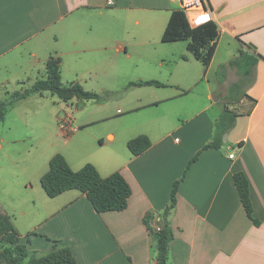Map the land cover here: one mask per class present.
Wrapping results in <instances>:
<instances>
[{
    "label": "crops",
    "instance_id": "1",
    "mask_svg": "<svg viewBox=\"0 0 264 264\" xmlns=\"http://www.w3.org/2000/svg\"><path fill=\"white\" fill-rule=\"evenodd\" d=\"M209 1L219 28L212 63L224 40L259 60L246 89L229 100L227 108L237 117L226 139L201 151L214 138L220 119L219 113L210 114L214 103L209 80L208 102L189 101L202 73L185 63L197 58L187 41L157 39L172 10L181 8L179 0H116L112 5L108 0H0V66L15 70L0 78L1 87L15 81L22 89L30 87L55 56L62 59V79L68 75L82 85L97 79L111 91L108 98L123 97L118 100L122 108L113 113L103 108L87 121L103 125L90 134L98 140L86 147L90 153L64 156L74 170L92 163L103 177L120 171L132 187L128 207L98 212L77 189L43 198L36 225L21 231L13 221L21 237L31 234V251L44 255L55 245L69 246L79 264H155L157 228L162 227L174 184L200 153L180 181L176 205L167 217L174 231L169 264H264V0ZM187 16L194 27L202 22L199 12ZM228 56L222 64L235 73L234 85L242 75L231 68ZM122 80L127 85L158 80L172 90L130 100L124 98L127 92L122 95L109 85ZM141 134L152 145L135 155L128 141ZM77 137V146L87 145L82 135ZM237 172L249 179L259 225L242 203Z\"/></svg>",
    "mask_w": 264,
    "mask_h": 264
},
{
    "label": "rangeland",
    "instance_id": "2",
    "mask_svg": "<svg viewBox=\"0 0 264 264\" xmlns=\"http://www.w3.org/2000/svg\"><path fill=\"white\" fill-rule=\"evenodd\" d=\"M160 35L158 40L162 39ZM228 53L232 55L229 62L231 68H236L240 76L242 75L238 78L240 87H237L236 90H232L235 73L229 72L228 68L224 67L226 64H222L224 59H228ZM241 54L236 44L229 46V43L224 40L209 70L198 59H192L193 61L190 63H185L189 64L192 70L197 68L199 75L202 73V81L195 86V92L187 97L191 98L189 101L196 99L203 101V103L208 102L205 94L208 91L207 81L209 80L214 103L210 114H220L221 117L226 108L229 107V100H233L242 94L247 86L249 78L247 76L243 78L246 67L242 68L240 63L236 62L241 60V63L244 64ZM206 70L208 73L205 76ZM13 72L15 70L3 71L0 66V78H6ZM166 78L163 76L162 79ZM62 80L65 85L73 81L68 75H64ZM83 85L87 90L95 91L101 95L111 92L109 89H105V84L97 79H90ZM109 85L116 89L115 92H120L122 95L127 92L124 98H130V100L136 99L139 95L152 97L154 94H162L172 90V87L156 85L127 88L126 80L117 84L109 81ZM22 87L23 85L17 81L6 83L4 87L0 86V102L5 101L13 92L26 89H22ZM120 98L123 97H110L106 100L105 105H103L105 101H79L77 98L73 102L66 103L58 96L46 91L43 94L37 93L32 97L18 101L8 111L5 120L0 122V145L3 144V147L0 146V211L5 208L21 231L30 227L31 224L36 225L38 223L40 215L37 216V214H39L40 206L44 203L43 198H51L41 183V173L49 169L50 159L57 153L69 155V153L81 152L85 154L87 152L86 154H89L90 152L86 150V147L88 149L90 143H98V140L92 138L90 134L96 132L103 125L97 123L90 126L87 125V121L92 117H98L97 115L103 108L108 109L109 113L115 112L114 109L122 108L118 103ZM66 104L72 108L71 111L64 110L67 108ZM66 112L72 116L74 127H78V131L70 136L63 134L60 124V118ZM170 125L172 126V123ZM78 135L84 137L87 145H76L75 139L78 140ZM225 139L226 134L223 135L222 141Z\"/></svg>",
    "mask_w": 264,
    "mask_h": 264
},
{
    "label": "trees",
    "instance_id": "3",
    "mask_svg": "<svg viewBox=\"0 0 264 264\" xmlns=\"http://www.w3.org/2000/svg\"><path fill=\"white\" fill-rule=\"evenodd\" d=\"M181 40L187 41L188 50L206 67H209L218 45V24L214 20H209L194 27L190 24L183 9H174L162 35V41ZM241 57L244 64L241 63V60L236 62L240 63L242 68L246 67L244 75L249 77L259 58L243 52ZM143 85L164 86L158 80H139L128 83L127 88ZM237 87H240L238 82L232 85V90H236ZM46 91L65 102L74 98L103 102L111 95L110 92L101 95L95 91L87 90L77 81L65 85L62 81V59L51 56L46 62L44 76L37 78L32 86L15 91L5 101L0 102V122L5 120L6 114L15 103L36 93L43 94ZM236 117L237 115L233 111L226 108L216 123L214 138L201 151L219 147L223 135L234 126ZM151 145L152 141L146 134L138 135L128 141V147L135 155L143 153ZM199 154L190 161L185 175ZM182 179L175 182L170 205L162 214L163 224L157 232L155 264H169L170 262V245L174 238V231L167 217L170 210L176 205L178 187ZM234 179L248 216L259 225L260 221L253 215L250 182L247 175L244 172H237ZM41 183L49 197H56L72 189L84 192L98 212L125 210L132 195L131 185L120 171L103 177L92 163H86L79 170H74L62 153H57L50 159L49 169L42 175ZM30 235L28 234L25 238L21 237L13 223L12 216L5 211L0 212V264H79L69 246L55 245L50 252L44 255L31 251L27 244L30 241Z\"/></svg>",
    "mask_w": 264,
    "mask_h": 264
},
{
    "label": "built area",
    "instance_id": "4",
    "mask_svg": "<svg viewBox=\"0 0 264 264\" xmlns=\"http://www.w3.org/2000/svg\"><path fill=\"white\" fill-rule=\"evenodd\" d=\"M116 0H108V3L110 5L114 4ZM181 3V9H183L186 12V15L189 12L196 11L199 12L201 17H207V19H201V24L212 20L213 16V9L211 6V3L209 0H179ZM188 18V16H187ZM189 20V19H188ZM194 20V19H193ZM190 22V20H189ZM191 24V22H190ZM197 25V26H199ZM60 124H61V129L64 135L70 136L72 133L76 132L78 130V127H74V121L71 115L69 113L64 114L63 117L60 118ZM231 158L235 157V154L232 153L230 155ZM157 230H160L158 227Z\"/></svg>",
    "mask_w": 264,
    "mask_h": 264
},
{
    "label": "snow or ice",
    "instance_id": "5",
    "mask_svg": "<svg viewBox=\"0 0 264 264\" xmlns=\"http://www.w3.org/2000/svg\"><path fill=\"white\" fill-rule=\"evenodd\" d=\"M200 19H207V17H201ZM197 22L199 23V20Z\"/></svg>",
    "mask_w": 264,
    "mask_h": 264
}]
</instances>
